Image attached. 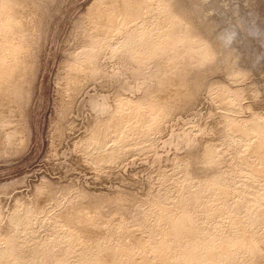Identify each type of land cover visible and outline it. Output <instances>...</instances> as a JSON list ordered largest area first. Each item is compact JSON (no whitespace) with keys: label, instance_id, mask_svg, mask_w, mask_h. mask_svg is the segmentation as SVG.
Instances as JSON below:
<instances>
[{"label":"rangeland","instance_id":"obj_1","mask_svg":"<svg viewBox=\"0 0 264 264\" xmlns=\"http://www.w3.org/2000/svg\"><path fill=\"white\" fill-rule=\"evenodd\" d=\"M0 264H264V0H0Z\"/></svg>","mask_w":264,"mask_h":264}]
</instances>
